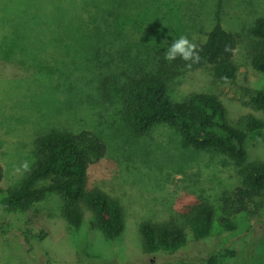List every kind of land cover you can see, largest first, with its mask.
<instances>
[{
    "label": "rangeland",
    "instance_id": "374dc122",
    "mask_svg": "<svg viewBox=\"0 0 264 264\" xmlns=\"http://www.w3.org/2000/svg\"><path fill=\"white\" fill-rule=\"evenodd\" d=\"M226 2L224 27L239 37L236 77L222 83L203 67L188 71L171 90L176 100L193 93L217 95L229 122L245 129L247 116L264 120L247 104L256 90H264V74L249 63L247 31L254 18L264 15V0ZM128 3L135 6L118 24L120 42L114 51L120 65L127 56L140 65L159 63L181 36L195 44L204 41L216 1L148 0L151 10L145 0ZM84 7H90L88 0H0V225L13 228L0 233V264H264V210L255 219L236 216L234 231L224 229L216 216L206 240H195L187 228V246L174 254L144 251L142 222L167 220L200 197L219 209L221 195L238 184V175L223 157L185 146L167 125L144 136L129 131L121 116L122 81L101 93L91 75V70L104 71L88 61L92 47L108 37L89 36L82 24L91 13ZM51 128L96 132L115 154L88 170L89 187L123 206L125 228L115 240L103 236L87 210L82 225L68 229L53 195L26 210L3 211L2 200L34 164L35 139ZM246 149L249 162L264 161V131L251 133ZM22 230L33 237L28 244Z\"/></svg>",
    "mask_w": 264,
    "mask_h": 264
},
{
    "label": "trees",
    "instance_id": "16d2710c",
    "mask_svg": "<svg viewBox=\"0 0 264 264\" xmlns=\"http://www.w3.org/2000/svg\"><path fill=\"white\" fill-rule=\"evenodd\" d=\"M88 1L90 7H84L83 11L91 14L82 27L91 37L101 34L108 37L92 47L88 58L91 64H100L106 72L91 70V75L100 82L101 93L109 84L114 89L122 81L121 116L129 131L144 136L159 125H167L180 135L185 146L223 157L238 175V184L221 195L219 209L208 198L200 197L167 220L142 222L139 232L144 251L149 254L178 252L187 246V228L195 240H206L211 235L216 216L227 231L236 229L234 218L238 215L244 214L251 219L260 217L264 210V161L249 162L246 143L251 133L264 131V120L247 116L246 128L241 129L229 122L225 106L217 95L193 93L176 100L171 90L177 79L188 71L203 67L222 83L236 77L239 37L224 27L226 0H215L212 26L206 39L196 44L199 62L177 57L171 62L144 60L143 65L129 56L120 58V65L114 54L121 35L118 24L126 13L131 15L135 4L128 3V0ZM147 1L143 5L151 10ZM254 19L247 28L251 41L248 45L249 63L264 74V15ZM130 69L133 71L129 72ZM247 104L264 114V90H256ZM34 143V164L20 185L2 200L3 211L26 210L53 195L61 205L68 229H78L87 210L93 214L95 227L107 240L118 238L125 228L123 206L117 199L88 185L89 168L115 156L108 151L106 142L91 130L51 128ZM3 179L4 169L0 163V183ZM0 229H3L0 233L6 234L13 228L10 229L9 223L5 222ZM22 234L27 244L33 238L27 230H22Z\"/></svg>",
    "mask_w": 264,
    "mask_h": 264
},
{
    "label": "clouds",
    "instance_id": "9594fccd",
    "mask_svg": "<svg viewBox=\"0 0 264 264\" xmlns=\"http://www.w3.org/2000/svg\"><path fill=\"white\" fill-rule=\"evenodd\" d=\"M167 45V40L164 42ZM177 57L184 61L199 62L200 56L197 52V45L191 42L187 36H181L179 39L174 38L170 46L164 52V59L171 62ZM191 67V65H188ZM25 171L29 170L28 162H24L21 166ZM19 171V169H17Z\"/></svg>",
    "mask_w": 264,
    "mask_h": 264
}]
</instances>
